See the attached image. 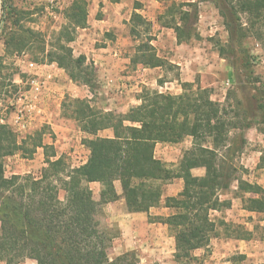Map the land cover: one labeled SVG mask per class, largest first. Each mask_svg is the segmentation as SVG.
<instances>
[{"label": "trees", "instance_id": "trees-1", "mask_svg": "<svg viewBox=\"0 0 264 264\" xmlns=\"http://www.w3.org/2000/svg\"><path fill=\"white\" fill-rule=\"evenodd\" d=\"M211 1L228 33L230 55L227 58L231 60L233 56L237 64L247 67L248 57L242 52L244 40L264 22V0ZM185 6L195 4L172 3L168 8V13L174 15L179 11L180 14L179 21L173 17L166 25L174 28L179 43L199 38L189 25L191 13L182 11ZM2 10L3 21H9L14 28L5 40L7 48H12V52L23 51L30 44L39 42L43 55L41 63H55L72 81L92 87L88 68L94 66L88 64L86 56L74 57L71 47L78 29L87 27V0L71 2L65 12L66 23L49 51L41 34L21 25L17 8L3 3ZM242 15L247 16V24ZM132 23L134 33L138 32L139 24L150 25L139 14L133 15ZM145 48L146 51L142 48L136 51L134 64L152 68H163L168 64L149 44ZM219 52L221 56L226 53L223 47ZM231 61L232 65L236 64ZM255 82H259L258 77ZM182 88L184 91L179 95L145 88L139 96L141 103L125 115L96 109L86 99H68L74 106L73 118L82 123V131L96 134L111 128L114 137L86 139L85 145L92 159L79 167L67 168L63 157H48L47 167L39 177L5 175L3 157L12 156L23 148L13 130L0 124V260L6 264H19L26 259H34L38 264H138L134 252L110 258L112 239H108L102 230L99 215L105 203L120 198L116 182L121 184L122 197L130 212H148L160 204L163 185L174 178L184 181L183 190L177 197L166 198L165 205L174 209V213L157 218V221L175 231V261L191 259L198 247L208 246L217 230V220L226 224L224 220L212 218V213L232 206V201L223 199L221 193L228 187V181H232L231 175L217 163L218 148L227 146L228 123L224 120L227 111L211 98L207 89L194 91L190 83H183ZM262 97L254 96L259 108L264 109ZM66 102L65 107L69 104ZM186 137L193 138V147L186 151L177 170L155 157L158 143H179ZM205 142H210V147ZM35 146L47 147L41 138ZM52 156L56 157V153ZM198 158L205 161L204 176H194L190 171L192 162ZM55 177L60 180L61 187L55 184ZM236 180L243 193L252 195H242L244 208L264 213V198L255 196L264 190L258 185ZM92 182L103 185L100 201L93 196L89 185ZM61 190L66 194L63 199L59 197Z\"/></svg>", "mask_w": 264, "mask_h": 264}, {"label": "crops", "instance_id": "crops-1", "mask_svg": "<svg viewBox=\"0 0 264 264\" xmlns=\"http://www.w3.org/2000/svg\"><path fill=\"white\" fill-rule=\"evenodd\" d=\"M88 1V24L87 27L78 29L76 40L72 43L74 57L86 56L88 64L91 63L96 69L97 75L94 79L95 89L70 79L67 72L52 64L48 72L53 73V79L49 81V97L52 101H47L43 108L46 112L47 124H49L55 134L64 137V146H78L77 133L83 134L78 127V131L70 137L71 125L65 123V117L57 118L62 113L63 103L68 97L71 99H86L92 107L104 112H115L127 114L132 107L138 106L141 101L137 93L144 88H158L164 90V85H176V91L171 94H178L182 91L179 80L175 82L159 83L162 78V67H147L143 64H134L135 55L126 46L128 41L127 28H134L132 17L134 14L141 15L147 22L158 27V38L161 41L162 49L172 46L176 56L170 61L179 66L182 70L181 82H194L196 73L202 67L211 65L205 49L197 48L188 43H179L174 28L162 24L164 19V9L169 8L172 3H195L196 0H87ZM170 1V6L167 2ZM163 14V15H162ZM138 30V29H137ZM108 34L112 37L109 38ZM195 38V37H194ZM193 39V38H192ZM169 42V45H168ZM102 43L103 45H100ZM160 50L158 55L160 56ZM136 54V50L134 52ZM214 54V53H213ZM179 56V57H177ZM220 58V57H219ZM181 59V60H180ZM183 59V60H182ZM217 64V63H216ZM218 68L226 76L229 69L223 67V59L220 58ZM187 77L185 76V73ZM194 74V75H193ZM162 92V91H161ZM129 124V123H127ZM77 130V128H76ZM258 131L250 128L246 139L250 145L257 144ZM68 135V136H67ZM76 136V137H75ZM113 138L114 131L111 128L99 130L96 134H90V139L94 137ZM186 139V140H185ZM179 143H158L155 149V157L170 164L171 168L181 165L186 151L192 149L193 138L188 137ZM50 144V143H49ZM82 154L78 156L79 162L85 164L92 159L91 152L84 144H80ZM44 156V153L42 154ZM262 152L254 151L248 158H242L241 164L249 169V174L244 180L250 184L258 185L264 190V167L259 164ZM190 171L194 176H204L206 174V164L202 158L193 161ZM234 185L235 193L230 200L232 206L226 210V222L242 224L247 232V236H221L211 239L208 246L198 247L193 256L204 258L203 264H264V237L256 236V231L264 227V220H257V215L262 213L251 212L244 208L242 195L252 196L250 193H243L238 187V180ZM94 189V198L100 200L102 185L99 182L89 184ZM184 181L182 178H174L166 188L162 200L158 206L152 207L148 212H130L127 209L125 199L108 202L105 211L108 213L109 224H114L120 234L117 237L121 249L137 250L140 263L150 264H178L175 261L176 242L175 237L170 234L169 227L157 218L168 217L174 213V209L165 205L167 197H177L183 190ZM116 189L122 195L120 182H116ZM256 197L264 198V193L256 194ZM222 198H226L222 195ZM218 213V212H217ZM253 218L254 220H251ZM210 250L209 252H207ZM208 253L204 257L205 253Z\"/></svg>", "mask_w": 264, "mask_h": 264}, {"label": "rangeland", "instance_id": "rangeland-1", "mask_svg": "<svg viewBox=\"0 0 264 264\" xmlns=\"http://www.w3.org/2000/svg\"><path fill=\"white\" fill-rule=\"evenodd\" d=\"M72 1L73 0H62L59 5L56 4L53 6L52 15L47 10V7L50 6L48 0H5V2L4 0H0V115L5 112L9 113V110L6 111V108L9 107L10 100L19 92V90L27 88V77L22 73L21 66L19 65V59L25 56L28 60L38 63H41L40 60L43 59V55L39 50V47L41 46L39 42L30 44V47H27L23 51L12 52V48H7L5 40L10 35L9 32L12 31L11 28L13 27L9 21H3V3H5L8 7L17 8V11L20 12L19 16L21 17V25L24 29H31L34 32L41 34L42 39L46 41L45 44L47 46V50L49 51L53 49L52 46L56 43L57 35L62 26L66 23L65 12ZM170 3L171 2L168 1L166 3L167 6H170ZM194 4L195 6H185L182 8V11L187 10L191 13L189 25H191L194 30L193 33H197V35H199V38L191 39L188 44L194 45L197 48L205 49L206 53L209 54L208 57L211 59V65L214 62L217 63L213 65L214 67L209 66V68H207L208 65L206 68L202 67L201 70L196 73L197 75H195L194 82H181V68L170 61L176 56V52L175 50H172V46L169 45V42L168 45L170 48L162 49L161 41L158 38V27H155L153 23H151V26L139 24L137 28L138 32L136 33L132 32L128 26L126 29L128 38L126 46L133 55H135V50L137 51L139 48L146 51L145 46L148 44L156 51L157 54L158 50H160V57L165 59L168 63L162 68L163 76L159 79V83L161 85H164V82L173 83L175 80H179L181 86L183 83L192 84L194 91H197L198 89H207L211 98L214 101L219 102L227 111V114L224 113V120L228 123V135L226 140L227 146H221L218 148L219 157L217 163L223 165L225 173L227 172L229 173L228 175H231L232 181H228V187L221 190V193L226 197L224 199H230L235 193V189L233 187L236 184V179H243V177L246 178L250 171L249 169L244 168L241 164L242 158H248L253 155L254 151L259 150L262 152L259 164L262 168L264 167V123L262 122L264 119V109L259 108V102H257V99L254 98L256 95L258 97L263 96L262 99H264V89L259 82H255L257 69L252 62L254 55L260 53V49H258L255 44L259 43L261 48L264 49V22L261 25L258 24L257 30H255L253 34L249 33L248 37L244 40L242 52L244 57H248V66L242 67L239 63L237 64L236 59L231 56V60H234L236 63L235 65H232V61L227 58V56L230 55L228 49V33L218 9L211 0H196ZM168 11V8H165L163 11L165 16L161 21L162 24L167 25L172 21L173 17L179 21V11L174 15L168 13ZM242 20L244 23H248L246 15H242ZM108 37L111 38L112 35L108 34ZM99 44L103 45L102 43ZM221 47H223L224 52H226L225 55L223 54L224 56L220 55L219 50ZM219 57L223 59V67L226 65L229 69L230 74H227V76L222 73V69L218 68V62H220ZM88 72L90 77L93 79L92 87H89L94 90L96 86V83L94 82L97 75L96 69L88 68ZM185 76L187 77L186 73ZM147 89L171 94L172 92L174 93L177 88L176 85L172 86L170 84L168 85L167 90L151 87H147ZM183 91L184 90L182 88L181 92L172 95L182 94ZM260 92H262V94H260ZM141 93L142 91L137 93L138 97ZM68 99H71V97H68ZM68 99L64 100V103L66 101V103H69L68 106L65 107L63 103L62 113H59L56 117H65V123L71 125V129L69 130H73L70 133V137H73L74 131L76 133L79 130L78 127L81 129L82 123L73 118L74 106L70 105L71 102H68ZM248 124H251V126L248 127ZM250 128H256L258 131L256 139H258V137L259 139L255 147V144L250 145L246 139ZM82 132L83 134H81V136L77 133V143L75 144L78 148L81 143L85 145L86 139H90V133L84 131ZM13 134L16 136L18 143L22 145L23 149L19 150L12 156L3 157L5 175L7 177H11L13 175H32L34 177H39L42 171L47 167L46 159L48 157H50V159L63 157L67 168H75L82 165L78 159V156L80 155L79 153L82 154V148L78 150V148L74 146H64V137L62 138L61 134H55L51 126L47 123L34 127V129L23 133L13 130ZM40 138L42 143L47 145L46 148H36L35 145L39 142ZM186 138L188 141V137ZM208 141H210V138ZM204 144L209 147L211 145L210 142H205ZM53 152L56 153V157L52 156ZM43 153L44 156L42 155ZM167 165L171 168L170 164L167 163ZM177 168L178 167H174L172 169L177 170ZM54 181L55 184L61 187L62 184L60 180L55 177ZM170 182H172V180L163 185V195L166 186ZM92 191L94 196L95 190L92 189ZM65 195V192L61 190L59 197L63 199ZM121 198L122 195H120V198L117 200H120ZM95 200L100 201L101 198L98 200L97 197ZM106 204L107 203L104 204L102 212L99 215V219L101 221L102 230L108 235V239H112V241H110L111 248L109 249L110 258L113 259L125 252H134L136 255L135 257L138 259V264H143L140 263V254L137 250H123L119 247L117 237L120 232L114 224H109L110 221L108 219V213L105 211ZM226 210L228 209L218 213L213 212L212 218L217 217L221 221L224 220L226 222ZM251 220L254 219L251 218ZM257 220H264V213L257 215ZM217 222V230L212 239L221 236H247V232L242 224L234 223L232 221H228L226 224H220L219 220H217ZM169 231L170 234L175 237V231L171 230L170 227ZM256 236L259 238L264 237V227L259 226L256 231ZM209 251L210 250L207 252ZM207 252L204 254V257L208 255ZM203 263L204 258L193 257L191 259H183L178 264ZM0 264L6 263L0 260ZM19 264L38 263L34 259H26ZM150 264L159 263L151 262Z\"/></svg>", "mask_w": 264, "mask_h": 264}, {"label": "built area", "instance_id": "built-area-1", "mask_svg": "<svg viewBox=\"0 0 264 264\" xmlns=\"http://www.w3.org/2000/svg\"><path fill=\"white\" fill-rule=\"evenodd\" d=\"M49 13L53 15V6L59 5L62 0H48ZM255 46L260 49L253 57V65L257 69L259 83L264 89V49L259 43ZM55 63H37L28 60L25 56L19 59L22 73L27 77V88L19 92L10 100L9 107L0 115V124L7 125L16 132H27L34 127L47 123L44 104L52 101L49 97V81L53 79V73L48 72L51 65ZM167 90L165 85L164 90Z\"/></svg>", "mask_w": 264, "mask_h": 264}]
</instances>
